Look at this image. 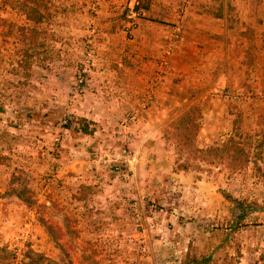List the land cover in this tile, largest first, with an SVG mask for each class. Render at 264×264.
<instances>
[{"label": "rangeland", "instance_id": "obj_1", "mask_svg": "<svg viewBox=\"0 0 264 264\" xmlns=\"http://www.w3.org/2000/svg\"><path fill=\"white\" fill-rule=\"evenodd\" d=\"M40 2L27 56L26 19L0 0V249L19 263L264 264V171L193 160L171 134L198 106L199 148L236 130L264 170V0ZM199 17L229 42H190Z\"/></svg>", "mask_w": 264, "mask_h": 264}, {"label": "trees", "instance_id": "obj_2", "mask_svg": "<svg viewBox=\"0 0 264 264\" xmlns=\"http://www.w3.org/2000/svg\"><path fill=\"white\" fill-rule=\"evenodd\" d=\"M4 4L7 8H17L26 19V23L19 28V32L24 44L22 52L28 56L39 41L41 27L45 19L44 7L40 0H5ZM201 119V109L198 106H191L183 111L171 124L172 138L175 140L180 152H186L191 159L196 161L223 165L232 173L246 170L251 164L255 166L257 172L262 173L264 171L258 162L252 163L251 152L242 143L236 130L234 135L222 144L208 149L199 148L196 141L201 129ZM81 131L85 135L92 134V130H90V126L88 125L83 126ZM230 200L233 203L239 204L231 197ZM29 260V263H26V261L19 263L17 256L10 252L9 249H0V264H39L42 259L41 257L34 258L31 255Z\"/></svg>", "mask_w": 264, "mask_h": 264}, {"label": "crops", "instance_id": "obj_3", "mask_svg": "<svg viewBox=\"0 0 264 264\" xmlns=\"http://www.w3.org/2000/svg\"><path fill=\"white\" fill-rule=\"evenodd\" d=\"M168 2H169V4L167 5V7H165V5H163V7L166 8L167 10H171L170 0H168ZM156 12H157V14L165 13L164 10L161 9V8H155V13ZM214 21H217V20H214ZM193 22L194 23H191L190 22V24L191 25L193 24L194 31H195V35H193V36L189 35L190 36V42H193V41L194 42H197V43H199V42H205L206 39L203 37L205 31L210 32L211 34H217L219 36H222V40L224 42H226V43L229 42V40H230L229 39V37H230L229 33L230 32L227 29V27H225V26L224 27H217V24L216 23H210L211 25L209 27H206V24H203L205 22V19H202L200 17L197 18V19L196 18L193 19ZM236 41L237 42L239 41L240 42L239 44L243 45V41L241 39L240 40L239 39H236ZM230 42H232V41H230ZM200 49L203 51L204 48L201 46ZM200 49H192L191 48V50H193V51H191V54H195L194 50H200ZM232 49L234 51H237L238 50L239 52L240 51L242 52V51H244L245 48H244V46H242V47H240V46L236 47L234 45V47H232ZM204 50H206V49H204ZM229 51L231 52V50H229Z\"/></svg>", "mask_w": 264, "mask_h": 264}, {"label": "built area", "instance_id": "obj_4", "mask_svg": "<svg viewBox=\"0 0 264 264\" xmlns=\"http://www.w3.org/2000/svg\"><path fill=\"white\" fill-rule=\"evenodd\" d=\"M224 97H226L227 99H230L231 98V96H230L229 93H225Z\"/></svg>", "mask_w": 264, "mask_h": 264}]
</instances>
